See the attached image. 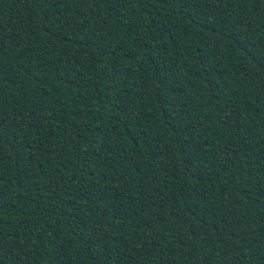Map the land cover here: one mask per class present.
<instances>
[{"label": "trees", "instance_id": "16d2710c", "mask_svg": "<svg viewBox=\"0 0 264 264\" xmlns=\"http://www.w3.org/2000/svg\"><path fill=\"white\" fill-rule=\"evenodd\" d=\"M0 264H264V0H0Z\"/></svg>", "mask_w": 264, "mask_h": 264}]
</instances>
